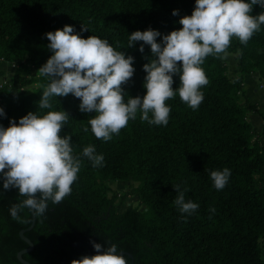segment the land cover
Segmentation results:
<instances>
[{"label": "trees", "instance_id": "1", "mask_svg": "<svg viewBox=\"0 0 264 264\" xmlns=\"http://www.w3.org/2000/svg\"><path fill=\"white\" fill-rule=\"evenodd\" d=\"M194 6L195 0H0V63L16 66L12 81L0 84V106L6 112L0 124L7 127L9 118L18 122L28 111L63 108L70 116L60 134L71 135L74 153L94 144L104 156L97 167L81 156L71 193L34 216L33 227L24 232L33 244L22 255L28 262L71 264L94 254V240L116 243L128 264H264V112L244 87L249 74H257L264 85V24L247 44L231 38L233 78L227 75L225 58H205L209 83L202 86V102L193 110L177 93L166 101L171 107L166 126L149 124L138 113L105 141L91 131L88 121L94 112H82L80 98L71 93L53 97L52 109H38L49 82L38 70L52 55L48 31L70 24L85 38H106L133 55L134 74L122 87L131 96H142L150 45H144L143 53L142 41L128 46L130 33L151 27L167 34L182 27L180 17L190 15ZM262 11L253 6L254 15ZM32 63L35 76H30ZM30 83L33 90L24 93ZM178 85L174 74L173 87ZM250 114L262 118L260 130L254 129ZM224 167L231 174L217 190L210 171ZM114 181L125 182L126 190L112 189ZM176 185L186 189V200L199 204L191 215L175 205ZM129 196L138 197L136 205L125 202ZM22 199L15 188L0 191V264H22L17 252L28 247L19 232L32 223V211L25 208L19 220L9 211Z\"/></svg>", "mask_w": 264, "mask_h": 264}, {"label": "clouds", "instance_id": "2", "mask_svg": "<svg viewBox=\"0 0 264 264\" xmlns=\"http://www.w3.org/2000/svg\"><path fill=\"white\" fill-rule=\"evenodd\" d=\"M264 8V0H195L190 15L180 17L182 27L162 34L158 29L132 31L128 46L142 41L150 45L151 58L143 64L146 75L143 87L146 92L131 96L122 87L133 76L135 57L117 50L106 38L89 35L87 38L65 24L48 31V48L52 55L38 69L48 78L38 101V109H52L51 99L69 93L80 98L82 112H94L88 123L95 137L108 141L113 134L135 119L154 125H167L171 107L167 100L177 95L193 110L204 98L202 86L209 79L202 67L209 55L226 58L231 38L247 44L253 34L264 24V11L253 14V6ZM179 10L173 9V15ZM157 37H161L158 41ZM180 62V63H178ZM174 74L179 75L178 87H173ZM127 93V99L125 98ZM6 116L0 106V117ZM69 113L65 109L28 111L19 118H9L5 127L0 124V191L15 188L24 199L13 203L9 209L13 219H21L25 209L34 216H42L49 202L59 204L72 191L78 178L82 157L93 167L102 166L104 156L94 144L74 153L71 135H61ZM89 129L86 126L84 131ZM231 170H211L213 186L223 189ZM174 203L181 213L191 215L199 204L185 199L186 189L175 186ZM212 211H215L213 208ZM186 218V217H185ZM94 254L72 259L71 264H128L126 254L116 243L91 241Z\"/></svg>", "mask_w": 264, "mask_h": 264}, {"label": "rangeland", "instance_id": "3", "mask_svg": "<svg viewBox=\"0 0 264 264\" xmlns=\"http://www.w3.org/2000/svg\"><path fill=\"white\" fill-rule=\"evenodd\" d=\"M225 62L227 65V70H226L227 75L230 78H233L235 75L236 64H235V59L231 53H229L227 55V57L225 58ZM1 63H3L4 65L0 66V84L10 83L12 81L13 74L16 70V66L12 63H8L5 61H3ZM35 73H36V66L34 63H32L30 76H35ZM256 78L258 79L257 74H256ZM261 84L262 83L259 80H256L253 87L256 88V90L258 92L257 93L254 92L253 94L255 95V97H254L255 100H257L254 102L257 103L258 107L264 112V87H261ZM34 86H35V84L30 83V84L26 85L25 87H23L22 90L24 93L25 92L29 93L33 90ZM249 119H250L255 130L261 129L263 120L259 115L250 114ZM261 142L264 143V138H261ZM136 184L137 183L134 182V185H136ZM110 186L112 189H115L120 193H122L126 190V185H125V182H123V181L110 182ZM125 202L127 204L136 205L138 202V197L137 196H129L126 198ZM263 252H264V248H263Z\"/></svg>", "mask_w": 264, "mask_h": 264}, {"label": "water", "instance_id": "4", "mask_svg": "<svg viewBox=\"0 0 264 264\" xmlns=\"http://www.w3.org/2000/svg\"><path fill=\"white\" fill-rule=\"evenodd\" d=\"M34 225V215H33V221L32 223L30 224V226H28L26 229H22L20 230L19 232V235L20 237L28 244V247L24 248V249H21L17 252V259L19 260V262H21L22 264H32L30 262H28L27 260H25L22 255L26 252H29L33 249V244L32 242L27 238L25 237L24 235V232L31 229ZM131 256V255H130Z\"/></svg>", "mask_w": 264, "mask_h": 264}, {"label": "crops", "instance_id": "5", "mask_svg": "<svg viewBox=\"0 0 264 264\" xmlns=\"http://www.w3.org/2000/svg\"><path fill=\"white\" fill-rule=\"evenodd\" d=\"M4 64L1 63L0 66H3ZM256 78V74H249L246 75L244 77V87L246 90V94L250 97L251 101H257L255 100V95L253 94L254 92L257 93L258 91L256 90V88L253 87L254 83L256 82V80H258Z\"/></svg>", "mask_w": 264, "mask_h": 264}, {"label": "built area", "instance_id": "6", "mask_svg": "<svg viewBox=\"0 0 264 264\" xmlns=\"http://www.w3.org/2000/svg\"><path fill=\"white\" fill-rule=\"evenodd\" d=\"M261 87H264V85H263V84H261Z\"/></svg>", "mask_w": 264, "mask_h": 264}]
</instances>
